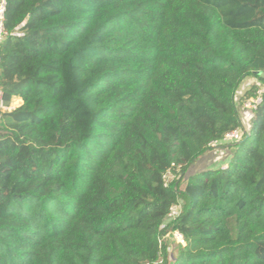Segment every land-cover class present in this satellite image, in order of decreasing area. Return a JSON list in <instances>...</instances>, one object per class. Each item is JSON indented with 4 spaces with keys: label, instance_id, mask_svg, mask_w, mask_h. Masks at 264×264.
Returning <instances> with one entry per match:
<instances>
[{
    "label": "trees",
    "instance_id": "obj_1",
    "mask_svg": "<svg viewBox=\"0 0 264 264\" xmlns=\"http://www.w3.org/2000/svg\"><path fill=\"white\" fill-rule=\"evenodd\" d=\"M4 27L0 264H264V0H6Z\"/></svg>",
    "mask_w": 264,
    "mask_h": 264
},
{
    "label": "built area",
    "instance_id": "obj_2",
    "mask_svg": "<svg viewBox=\"0 0 264 264\" xmlns=\"http://www.w3.org/2000/svg\"><path fill=\"white\" fill-rule=\"evenodd\" d=\"M5 4H6V0H0V45L2 43V41L4 40V38L7 35V31L4 27V13H5ZM263 88H259L256 92V95L253 97H249L247 99H245L244 101H242V108L247 112V113H251L252 110L261 102L262 100V96L261 93L263 92ZM17 105L16 104H6L4 102L3 99V93L2 90L0 88V118L2 117L4 112L10 111L12 109H14ZM245 112V113H246ZM246 113V114H247ZM243 134V130L241 129H233L231 131H228L227 133L224 134L223 138H222V142H233V141H237ZM217 142H213L212 145H215ZM177 207L172 206L170 208V212L168 214L169 218H172L175 213H176ZM174 237H177L179 239V242H183V238L182 235L175 231L173 232Z\"/></svg>",
    "mask_w": 264,
    "mask_h": 264
},
{
    "label": "crops",
    "instance_id": "obj_3",
    "mask_svg": "<svg viewBox=\"0 0 264 264\" xmlns=\"http://www.w3.org/2000/svg\"><path fill=\"white\" fill-rule=\"evenodd\" d=\"M258 83V81L253 78H246L244 80V82L241 85L240 88V92L243 93L246 89H248L252 84L254 83ZM11 104H15L19 105L21 103V99L19 98H13L12 101L10 102ZM247 113V112H246ZM243 112L244 114V119H242V122L245 124V126L247 127L248 124L250 123L251 120V116L252 114ZM0 123H2L5 126H8L12 123V119L9 116H2L0 118ZM228 157V152L226 150L223 149H214L212 151H210L208 154L200 157L195 163L194 165H192L189 169V172H193V171H199L208 167H217V166H225L226 164V160ZM225 163V164H224ZM223 164V165H222ZM200 166V167H199ZM194 167H198L196 170H194Z\"/></svg>",
    "mask_w": 264,
    "mask_h": 264
},
{
    "label": "rangeland",
    "instance_id": "obj_4",
    "mask_svg": "<svg viewBox=\"0 0 264 264\" xmlns=\"http://www.w3.org/2000/svg\"><path fill=\"white\" fill-rule=\"evenodd\" d=\"M241 108H242V105H241ZM241 108H240V110H241ZM243 110L244 109L242 108L241 115H242V118L244 119L245 117H244V114H243ZM197 168L198 167H194V170H196ZM166 241L168 243V248H169L170 253H173V252L175 253L177 248H178V245L180 244L179 239L177 237H174V234L172 233V234H170V235H168L166 237Z\"/></svg>",
    "mask_w": 264,
    "mask_h": 264
}]
</instances>
